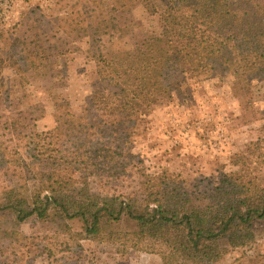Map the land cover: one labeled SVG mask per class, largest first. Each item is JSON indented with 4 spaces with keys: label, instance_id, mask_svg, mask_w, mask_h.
<instances>
[{
    "label": "trees",
    "instance_id": "16d2710c",
    "mask_svg": "<svg viewBox=\"0 0 264 264\" xmlns=\"http://www.w3.org/2000/svg\"><path fill=\"white\" fill-rule=\"evenodd\" d=\"M129 6L137 9V23L152 22L151 36L118 51L91 35L100 23L119 28ZM263 19L248 0L32 5L0 44V98L29 103L25 110L0 107V264H86L90 258V264H118L122 247L159 264H221L234 251L241 254L229 264H264V250L256 249L264 238V135L229 150L207 175L165 168L155 181L135 161L136 134L155 110L154 98L196 106L236 74L248 91L264 95V32L246 30ZM80 54L94 63L96 76L77 113L65 73ZM7 65L15 73L8 84L2 79ZM43 68L59 70V81L48 88L51 108L33 99ZM49 114L55 126L44 129L40 121ZM102 147L112 149L117 164L112 182L144 189L146 203L118 188L94 191L83 158ZM30 219L40 233L22 228Z\"/></svg>",
    "mask_w": 264,
    "mask_h": 264
},
{
    "label": "rangeland",
    "instance_id": "374dc122",
    "mask_svg": "<svg viewBox=\"0 0 264 264\" xmlns=\"http://www.w3.org/2000/svg\"><path fill=\"white\" fill-rule=\"evenodd\" d=\"M50 0H16L8 21L0 23V44H5L11 39L13 25L27 17V12L32 5H48ZM264 13V0H248ZM137 9L129 6L123 11V24L112 30L104 24H98L91 28V35H97L103 45L113 46L118 51L131 49L136 42L153 33L152 22L140 19L141 24L136 22ZM158 25V24H157ZM247 31L261 34L264 32V19L260 25L249 26ZM86 47V46H84ZM59 70L52 72L49 68L41 70V80L35 85L33 99L43 101L51 108L48 97V88L59 81ZM72 82L71 104L75 112H80L85 103L88 93L92 91V83L95 79L94 63L86 54L76 56L75 61L65 73ZM56 75V76H55ZM15 77L14 69L7 65L3 70V82L8 84ZM192 84L196 85V79L191 78ZM241 74L232 76L212 97L201 98L196 106L185 104L177 97H156L154 111L147 117L145 122L138 128L136 137L138 141L137 159L135 160L141 169L148 171L158 181L165 168L207 175L213 171L219 162L226 159L227 152L236 149L251 141H256L260 135H264V95L257 91H248ZM10 87L5 86V91ZM251 96L253 103H251ZM5 96L0 98V107L4 111L25 110L28 102L17 101L4 102ZM44 129H52L55 126L54 117L49 114L40 121ZM83 161L88 167L94 191L106 194L111 192L130 191L138 205L147 202V194L140 187H130L123 183L116 186L112 181L118 175L117 164L111 148H94L85 154ZM76 165L83 167L81 160ZM264 180V170L260 174ZM22 228L29 233H40L39 224L30 219ZM260 232L255 233V238ZM254 239V238H253ZM100 251H106L108 247L98 244ZM116 249V248H113ZM257 251L264 250V238L256 242ZM241 254L234 251L228 255L221 264H229ZM85 262L90 264L94 262ZM118 264H159L158 258L149 254L139 253L126 247L117 251ZM110 262V261H109ZM100 260L97 264L109 263ZM38 264H49L44 260ZM55 264H60L55 263ZM94 264V263H93Z\"/></svg>",
    "mask_w": 264,
    "mask_h": 264
},
{
    "label": "built area",
    "instance_id": "2783aa9c",
    "mask_svg": "<svg viewBox=\"0 0 264 264\" xmlns=\"http://www.w3.org/2000/svg\"><path fill=\"white\" fill-rule=\"evenodd\" d=\"M16 0H0V23L8 21ZM23 1V0H22Z\"/></svg>",
    "mask_w": 264,
    "mask_h": 264
},
{
    "label": "crops",
    "instance_id": "0c3cea01",
    "mask_svg": "<svg viewBox=\"0 0 264 264\" xmlns=\"http://www.w3.org/2000/svg\"><path fill=\"white\" fill-rule=\"evenodd\" d=\"M43 120V119H42Z\"/></svg>",
    "mask_w": 264,
    "mask_h": 264
}]
</instances>
